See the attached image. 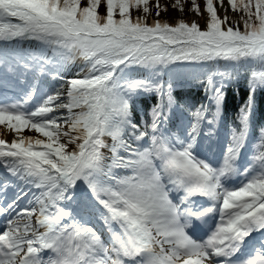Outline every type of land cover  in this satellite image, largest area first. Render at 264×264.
Here are the masks:
<instances>
[{
    "label": "snow or ice",
    "instance_id": "6c2138e0",
    "mask_svg": "<svg viewBox=\"0 0 264 264\" xmlns=\"http://www.w3.org/2000/svg\"><path fill=\"white\" fill-rule=\"evenodd\" d=\"M227 3L222 17L224 0H204L203 9L191 0L189 10L206 16L202 28L195 19H160L169 8L160 0L151 23L150 0H0V87L12 78L22 89L0 99V127L14 137L0 138V168L11 177L0 179V264H234L246 239L264 233V151L237 166L264 70L250 72L239 128L231 129L219 167L194 153L201 126L222 117L230 74L197 77L214 111L184 109L167 76L181 61L264 68V0ZM170 7L184 12L182 0ZM29 42L37 47L26 49ZM77 58L82 66L68 76L65 66ZM134 69L148 74L136 78ZM44 77L61 86L45 91ZM140 94L159 98L150 123L134 118L131 101ZM178 108L191 119L174 132L165 125ZM257 149H264V128ZM237 174L246 182L226 187ZM20 185L36 190L25 205L23 189L8 197ZM173 192L183 193L177 202ZM210 216L217 222L206 239L188 235L191 220ZM254 252L238 264H264V241Z\"/></svg>",
    "mask_w": 264,
    "mask_h": 264
},
{
    "label": "trees",
    "instance_id": "16d2710c",
    "mask_svg": "<svg viewBox=\"0 0 264 264\" xmlns=\"http://www.w3.org/2000/svg\"><path fill=\"white\" fill-rule=\"evenodd\" d=\"M87 0H82V4L86 3ZM197 3L200 4L201 2L197 0ZM100 14L105 13V4L102 2L99 9ZM135 11V10H133ZM138 13V12H137ZM137 13H132V16H136ZM219 14V12H218ZM220 15V14H219ZM118 18V17H117ZM186 21H191V19L186 18ZM174 20H168L169 23H172ZM200 23V22H199ZM201 27L203 28L204 24L200 23ZM241 29H242V25ZM192 64H205L202 69L189 67L187 69L186 74L183 75V78H180L177 82V86L180 87L183 91L182 94L190 95L193 92V97L191 100H195L200 105H205L211 108L210 102L206 101V93L204 91V87L202 84L198 83L197 77L203 79V74L208 73L209 71H216V72H227L230 74V80L225 82L224 91L226 93V100L225 105L223 108V121H224V128L232 126L233 128H239L237 123V116L239 113L240 107L246 102L249 96V88H248V80L250 78L251 70L255 69L256 71L264 70V68L259 67L258 65L250 64V62H225L223 60L218 62H208V63H199V62H190ZM215 79H219L217 76ZM40 83L42 85L47 86L48 88L52 89L54 92L56 88L61 86L57 84V81L52 80L50 77H44L41 79ZM66 87V85H65ZM200 87V90L196 88ZM195 95V96H194ZM202 96V97H200ZM150 105H154V101L150 102ZM178 110V109H177ZM214 111V108H211ZM133 113L136 117L140 114L139 112L133 110ZM139 114V115H138ZM211 117V115L209 114ZM262 118L264 120V89H257L254 96V108L250 123H252L253 127L257 121Z\"/></svg>",
    "mask_w": 264,
    "mask_h": 264
},
{
    "label": "rangeland",
    "instance_id": "374dc122",
    "mask_svg": "<svg viewBox=\"0 0 264 264\" xmlns=\"http://www.w3.org/2000/svg\"><path fill=\"white\" fill-rule=\"evenodd\" d=\"M199 1L201 2V9H203L204 0H199ZM154 3H155V0H150V7L152 10H151V15H150L149 21L156 19V16H155L156 10L153 6ZM160 3H161V5H169L168 10L166 12H162L161 16L159 17L162 20H175L177 18H183V19L188 18L191 20L195 19L202 24L205 23L206 16H204V17L197 16L189 10L191 7V0H182V3L184 4V12L183 13H179L178 11H176L170 7V5L172 3H174V0H160ZM224 3H225L224 8H218V12L222 17L225 14V9L228 8L227 0H224ZM132 13H137V11H132ZM138 15H139V13L136 14V16H138ZM227 15L229 16L230 20H233V21H239V19H240L239 15H237L235 12H233L231 10L227 11ZM136 16H134V17H136ZM13 82H14L13 85H15L16 84L15 80H13ZM4 96H6V95H4ZM8 97H10V96H8ZM28 131H29V133H33L36 137L38 136V134L35 131H32V130H28ZM206 133L207 132L203 133L202 135H200L198 137V140H197L198 145H199V143H201L202 148L208 152L213 151V152H215V154L219 153V152L224 153L223 152L224 147L228 143L225 141V142H222V144H221L217 137L214 139H206V137L208 136V134H206ZM243 151H242V154H243L242 156H247L248 154H251V156L249 158V160H251V158L254 155H257V145H253L252 150L251 149H245V151L244 152ZM242 156H241V158H242ZM241 158H240V160H241ZM240 160L239 159L237 160V165H239ZM13 191H14L13 188H9L8 189V196H10ZM23 191L30 193V191L27 189H23ZM28 199H31V196H28L27 200ZM24 200L25 199L19 201V203L21 205H25L27 203V200L25 202H24ZM33 219H35V218H33Z\"/></svg>",
    "mask_w": 264,
    "mask_h": 264
},
{
    "label": "bare ground",
    "instance_id": "6f19581e",
    "mask_svg": "<svg viewBox=\"0 0 264 264\" xmlns=\"http://www.w3.org/2000/svg\"><path fill=\"white\" fill-rule=\"evenodd\" d=\"M79 59V58H78ZM80 62H77L76 65H75V74L78 73L80 67L82 66V61L81 59H79ZM73 66L72 63H70V65L68 66V70H71V67ZM74 74V75H75ZM23 135L25 136H33V137H36L33 133H29L28 130H23ZM0 138H5L7 139L8 141H11L14 137L13 135L10 133V132H7L4 128L0 127ZM238 175V174H237ZM237 175H234V176H237ZM233 181V178L230 179V182ZM235 181V180H234ZM233 183V182H232ZM230 186V185H229ZM232 187V186H231ZM189 229V228H187ZM199 235V234H198Z\"/></svg>",
    "mask_w": 264,
    "mask_h": 264
}]
</instances>
